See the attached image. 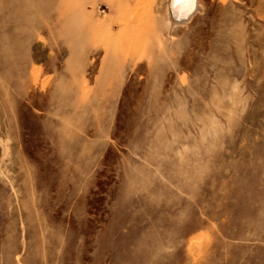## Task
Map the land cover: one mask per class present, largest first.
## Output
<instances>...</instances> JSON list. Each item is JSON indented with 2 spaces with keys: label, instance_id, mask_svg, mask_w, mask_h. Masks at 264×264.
I'll use <instances>...</instances> for the list:
<instances>
[{
  "label": "rangeland",
  "instance_id": "rangeland-1",
  "mask_svg": "<svg viewBox=\"0 0 264 264\" xmlns=\"http://www.w3.org/2000/svg\"><path fill=\"white\" fill-rule=\"evenodd\" d=\"M168 7L0 0V264H264V0Z\"/></svg>",
  "mask_w": 264,
  "mask_h": 264
},
{
  "label": "bare ground",
  "instance_id": "bare-ground-1",
  "mask_svg": "<svg viewBox=\"0 0 264 264\" xmlns=\"http://www.w3.org/2000/svg\"><path fill=\"white\" fill-rule=\"evenodd\" d=\"M166 7H172L170 12V19L173 23H180L187 20V18L194 12L198 7V0H192L191 4L185 3L184 0H164ZM172 14V15H171ZM173 19H175L173 21ZM123 44V41H122Z\"/></svg>",
  "mask_w": 264,
  "mask_h": 264
},
{
  "label": "snow or ice",
  "instance_id": "snow-or-ice-1",
  "mask_svg": "<svg viewBox=\"0 0 264 264\" xmlns=\"http://www.w3.org/2000/svg\"><path fill=\"white\" fill-rule=\"evenodd\" d=\"M177 2H179V0H177ZM185 3L191 4L192 0H184Z\"/></svg>",
  "mask_w": 264,
  "mask_h": 264
}]
</instances>
